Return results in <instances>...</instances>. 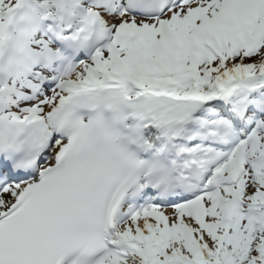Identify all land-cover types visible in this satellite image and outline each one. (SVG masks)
<instances>
[{
	"label": "snow or ice",
	"instance_id": "snow-or-ice-1",
	"mask_svg": "<svg viewBox=\"0 0 264 264\" xmlns=\"http://www.w3.org/2000/svg\"><path fill=\"white\" fill-rule=\"evenodd\" d=\"M0 0V264H264V0Z\"/></svg>",
	"mask_w": 264,
	"mask_h": 264
}]
</instances>
